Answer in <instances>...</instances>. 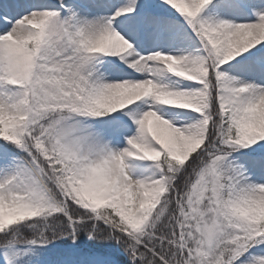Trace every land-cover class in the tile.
Returning <instances> with one entry per match:
<instances>
[{
  "label": "snow or ice",
  "instance_id": "1",
  "mask_svg": "<svg viewBox=\"0 0 264 264\" xmlns=\"http://www.w3.org/2000/svg\"><path fill=\"white\" fill-rule=\"evenodd\" d=\"M0 264H264V0H0Z\"/></svg>",
  "mask_w": 264,
  "mask_h": 264
}]
</instances>
